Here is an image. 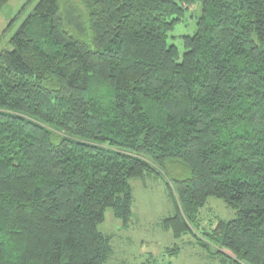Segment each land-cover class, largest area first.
Masks as SVG:
<instances>
[{
  "label": "trees",
  "instance_id": "16d2710c",
  "mask_svg": "<svg viewBox=\"0 0 264 264\" xmlns=\"http://www.w3.org/2000/svg\"><path fill=\"white\" fill-rule=\"evenodd\" d=\"M146 176L172 238L217 199L207 255L264 264V0H39L2 49L0 264H103Z\"/></svg>",
  "mask_w": 264,
  "mask_h": 264
},
{
  "label": "rangeland",
  "instance_id": "374dc122",
  "mask_svg": "<svg viewBox=\"0 0 264 264\" xmlns=\"http://www.w3.org/2000/svg\"><path fill=\"white\" fill-rule=\"evenodd\" d=\"M38 1L9 0L2 9L0 53L33 12ZM196 20L197 12L194 9L187 11L170 35L169 43L178 49L180 56L183 54L181 38L193 34ZM144 179L129 181L133 204L127 225L123 227L121 221L108 211L104 223L99 227L108 248L103 264H225L218 257L211 259L208 256L214 255V251L203 247L206 240L200 233L213 228L218 220L233 219L234 212L223 202L209 199L194 226L196 235L187 234L174 239L169 232L160 228L161 221L174 213V205L167 197L164 180L154 176H146Z\"/></svg>",
  "mask_w": 264,
  "mask_h": 264
}]
</instances>
